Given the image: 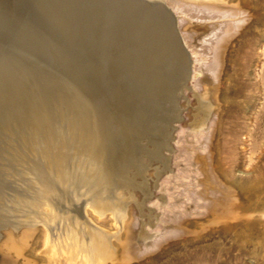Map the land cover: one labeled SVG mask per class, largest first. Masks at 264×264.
<instances>
[{
  "label": "bare ground",
  "instance_id": "bare-ground-1",
  "mask_svg": "<svg viewBox=\"0 0 264 264\" xmlns=\"http://www.w3.org/2000/svg\"><path fill=\"white\" fill-rule=\"evenodd\" d=\"M12 2L13 0H0V31L5 25V14ZM50 5L51 7H49ZM42 7L40 5V10L37 9V11L39 10L36 15L38 18H33L36 17L33 15L29 20L28 26H31L32 29L26 30L27 32L21 37L22 42H19L17 45L16 50L20 55L25 54L24 56L31 58V60L35 59V63L40 60L39 62L44 63L42 66L49 71L56 69V60L47 57L45 63L43 55L39 53L37 48H35L36 45H32V43L35 44L33 40L40 37L44 39L43 43L46 42L49 45L50 43L52 45L57 44L60 47L58 49L61 51L62 45L66 48V42L63 41L64 38L62 39L61 35H58L57 32L59 30L56 32L52 25L55 24V26L62 27L70 23L71 28L69 29L67 26L66 28L64 27L65 30L68 28L75 35L77 32H81V30L83 33L86 31V41L84 43L90 49L92 47L95 49L96 47L100 52L104 50V54H108L115 48L117 52L120 51L124 59L127 57L136 58L141 64L143 62L144 64H149L155 61L158 63V59L162 60V62H172L170 65L176 66L175 72L179 76L178 80L181 81L177 86L178 89L186 85L185 83L188 80L195 81V86L198 87L197 90L193 85L190 87L187 85L188 88L193 90L197 98V113L194 115V120L190 123V128L186 129L184 134L180 136V141L183 145L178 146L179 150H176L175 136L172 135V131L168 130L166 123H164L163 127L158 128L156 126L153 130L149 125L144 127L145 132L149 133L147 135L148 142L152 143L153 146L151 150H144L141 148L143 146H139L141 132L137 126L125 124L124 127L122 126L124 129H121L119 126L107 125V131H102L103 127H98L96 123L97 119L95 120L92 114L88 113L87 115V112L94 111L93 108H95H92L91 103L89 104L86 99L92 95L90 99L96 103L97 97L93 89L95 83L105 82L114 90L115 86L117 87L116 83L109 79L106 76L107 74L105 75L106 77L97 76L98 71H92L90 64V67L87 64H74L73 67H68L63 79L70 80L74 84L72 87L75 91L73 88L72 91H74L75 95L73 94L74 97L72 98H79L78 103L73 102V110L78 113L73 120L76 119L80 127L79 131H77V136L75 135L78 139L77 143L80 142L79 148L76 151L73 149L75 152L68 154L69 152H67L65 143L61 139L59 141L60 145L56 144L54 152L50 153L54 136L49 135L47 138H45V135L42 138L34 137L35 140L31 144L32 149L29 148L35 153L36 157L40 156V158L47 151L46 156H43L45 159L43 163L40 162L39 158H36L41 163L40 166L35 165L37 163L28 164V167L19 166V170H17L18 168L16 169L15 167L18 160L15 157L14 161L16 160V164L13 162L15 166L12 167L10 165L8 169L15 168L16 171L11 173L6 169V171L0 172V264H129L132 261L139 260V258L148 257L150 259L152 254L169 239L181 237L183 234L190 232L187 226L182 223L184 218L191 215L206 214L207 212L210 213L208 224L201 223V226L206 225L205 227H207V225H212V227H221L224 230L233 232L235 237L240 238L248 236V232L252 230L253 226L251 218L255 217L257 213L261 219L259 224L262 225V229L257 230V232H261L260 234L263 236L261 237L260 234L256 233L255 239L257 243H260L264 247V204L261 206L258 204L264 194V174L247 183L241 182L237 184V187L243 191L246 197L247 203L244 204L242 201H239L238 195H235V187L233 189L232 185L228 186L221 180L218 171L221 174H225V170L222 168V162L215 160L213 148L210 147L214 130L213 125L216 122L215 116L221 105L217 91H219L220 75L224 63V50L227 44L230 45L234 37L238 33H241L244 23L248 20L245 4H241L239 1L232 2L228 0H51V4L48 7ZM174 8L176 10L180 9L184 14H189L188 12H202L207 13L209 16H220V19L217 21V24L213 25H210V22L207 21L194 24L187 22L185 19H180L183 33L177 34L175 32L178 27L177 17L180 15H175ZM18 10L20 9L18 8ZM195 18L197 20V17ZM200 33L202 36H199ZM207 35H212L213 38L209 39L206 37ZM188 37H190L191 41L187 42ZM205 37L208 39H205ZM73 42L72 44L75 45ZM52 45L49 47H52ZM86 46H84L85 50ZM187 47L195 49L190 51ZM72 48L74 49V47ZM70 49V47H67L66 50ZM11 51L13 52V50ZM66 52L65 50L63 51L64 55ZM81 52L86 51L82 50ZM193 53L199 54L195 59L199 66L196 71H194L192 66L193 60L191 55ZM205 54L210 57L208 61L206 57H203ZM74 55L76 54L74 53ZM116 55L118 54L116 53ZM19 57L18 55L10 54L5 59L11 66H14ZM111 62L107 61L105 67H111L110 69H112L114 64ZM114 62L119 63L115 58ZM85 67L87 68L86 73L81 72L80 74V69H84ZM33 71L31 70V72ZM38 71L40 72V70ZM82 74L87 76L85 79L87 87L85 86V88L92 86L91 90L88 89V94H85V101L82 99L83 96L79 97L81 90H78L80 93L77 91L79 87L76 88L75 82L80 77L79 75ZM174 75L172 71L173 79L177 76ZM15 78L17 79V77ZM5 83L7 86L8 82ZM10 83L9 85H11ZM172 83L174 84L173 81ZM17 84L19 86V83ZM89 84L92 85L90 86ZM56 89L58 88L56 87ZM157 90L156 92H158ZM115 92L117 91L115 90ZM15 96L18 97V95ZM0 97L2 98L3 96ZM27 99L29 100V98ZM80 100L84 102L82 103ZM25 109L23 114L27 117L29 116L27 109H31ZM62 109L65 110L64 108ZM40 110L44 114V108L41 107ZM58 111L60 112V110ZM34 112L37 113V111ZM73 114L72 116H74ZM171 118L173 119V117ZM143 124L145 125V123ZM45 126L47 125L45 124ZM25 127H28V124L27 126L25 124ZM103 129L105 130V128ZM28 131L27 133H29ZM202 133L204 134L203 137H201ZM200 137L201 139H199ZM37 139L38 141L43 140L48 144L38 152L35 150ZM128 139L131 140L130 143ZM158 139L160 143L157 141ZM30 140L32 141L33 139ZM143 142L141 144L146 145L147 142ZM195 142L196 144L197 142L198 144L200 143L203 151H197L194 156L192 148ZM69 143L71 144V142ZM73 145L74 143H72ZM1 147L3 148L4 146L2 145ZM6 148L9 147L6 146ZM15 148L17 147L15 146ZM174 152H176L175 155ZM2 153L4 152L2 151ZM18 153L20 154L21 152ZM24 153L26 158L27 153ZM30 157L33 156L31 155ZM144 157H147L150 162L148 163ZM20 158L22 157L18 158L19 161L23 160ZM152 162L155 164L151 165L150 163ZM23 163L21 164L23 165ZM193 165L195 166L193 167ZM195 167L196 172L194 173L193 169ZM198 174L200 177L202 176L201 179L196 176ZM15 176L24 181V186L20 185V189L10 190L8 188L10 187L9 184L14 182L10 179L14 180ZM192 178L196 179L197 183H194L195 186L200 187L196 189L199 190L198 193L189 187V180ZM16 183L15 186H17ZM14 187L12 186L11 189ZM7 189L11 193L7 192ZM149 194L151 195L149 196ZM198 224L196 223L194 228H199L200 225ZM193 233H195V230ZM34 238L40 241L41 245L40 248L34 250L35 256H30L26 250Z\"/></svg>",
  "mask_w": 264,
  "mask_h": 264
},
{
  "label": "rangeland",
  "instance_id": "rangeland-1",
  "mask_svg": "<svg viewBox=\"0 0 264 264\" xmlns=\"http://www.w3.org/2000/svg\"><path fill=\"white\" fill-rule=\"evenodd\" d=\"M23 1H25V2L23 3ZM23 1L17 0V2H16V0L15 1L13 0V2L11 3V6H9V9L11 8L12 11L7 8L9 11L7 10V12L5 14L6 15L5 25L3 26L2 30L0 31V52H1L0 53L1 54L0 55V80L4 81V82L0 81V83H1L0 84L1 85L0 86V96H3L2 98L0 97V117H1L0 118V155L1 156L3 155L2 157L0 156V160L1 159L3 160V161L2 160L0 161V166L3 167V168L0 167V172L6 171V169H8L10 167V165L12 167H14L16 163L18 164V165L16 164V167H15L16 169L19 166L28 167L29 165L35 164V163H37L35 165L40 166L41 163H43V161L45 160L44 157L46 156L45 154H47V151H46V153H44V155H43L44 157L41 156V158H40V156L36 157L35 153L30 150V148L32 149L31 144L35 140L34 137L42 138L45 135V138H47V136H49V135L54 136V142L51 146L50 153L54 152V149L57 146L56 144H59V141L61 139H62L61 141H64V143H65L64 145L66 146V148L68 150L67 152H69L68 154L74 153L76 151V149L79 148L80 142L77 143L78 139L76 138V136L78 133L77 131H79L80 127L78 125L77 120L76 119H75L76 121L73 120L74 118H76L75 116L78 115V113L73 110V106H74L73 102L78 103L77 101H79L78 100L79 98L78 99L72 98V97H74L73 94L75 95V93H73L75 90L72 87V86H74V84H72V82L70 80L67 81V80L63 79V78H65L64 74L66 73V70L68 69V67L71 68V67H73L74 64H76V65L87 64L88 67H90L89 66V64H90L92 66V71H95V70H96V72L98 71L97 76L101 77V76H105L107 74L106 76L109 79H111L113 82H115L117 85V87L115 86V90L117 92H115V90L113 88H111L109 85H107L105 82H103V83L96 82L94 85V88H93L94 94H96V97L98 98V99L96 98V103L90 99L92 95L89 98H86L88 100V103L89 104L91 103L90 104L91 107L92 108L95 107V108H93L94 111L87 112V115H88V113L92 114L94 119L95 120L97 119L96 123H97L98 127L105 128V130L102 128V131H107V125L119 126L121 129L124 127L125 124H130L131 126L132 125L137 126L141 132L140 133L141 134V140L139 142V146L140 147L143 146L141 148L144 150H146V149L151 150L153 148V146H152V143L148 142L149 139H147V135L149 133L145 132L144 127L149 125V126H151V129L153 130L156 126L158 128H161L165 125L164 123H166L168 130L172 131L173 134L172 133L171 134L175 136L176 150H179L178 146L180 147L183 145V143L180 141V136L184 134L186 129L190 128V123L194 120V115L197 113V110H196V108L198 106L197 98H196L195 94L193 93V90L191 88H188V86L190 87L193 85L198 90V87L195 86V81H192V80L189 81L188 80L185 83L186 85L181 87V89H178L177 86L179 83H181V81L178 80L179 76L175 72L176 66L174 67L173 64L170 65L172 62H167V61L162 62V60L158 59V63H157V61H155V62H150L149 64H144V62L141 64V62H139L136 58L134 59L131 57H127L126 59H124L122 54L120 53V51L117 52V50L115 48L112 50V52L110 51L108 54H104L105 53L104 50H101V52H100V50L96 47H95V49H94V47L91 48L94 50L93 51L90 49V47L86 46L87 45L86 43H84L86 41V37H85L86 31H84V33H83V31L81 30L82 33L77 32L75 35L74 33L71 32L72 30L71 31L69 30L71 28L70 23H67L68 25L66 24V26L63 25L62 27L55 26V24L52 25L56 32L59 30L57 32L58 35H61V38L62 39L64 38L63 41L66 42L65 43L66 48H64L62 45L61 51H60V49H58L59 46H57V44L52 45L50 43V45H49V43H46V42H44L45 43L44 44L43 38L37 37L35 40H33L35 42V44L32 43V45H36L35 48H37L39 53L43 55L44 62H45V59L47 57H49V58L51 57V58L56 60V63H57L55 65L56 69L49 71L44 66H42V65H44V63L39 62L40 61L39 59H38L39 61L38 62L36 61V63H35L34 62L35 59L31 60V58L24 56L25 54L20 55L18 53V51L16 50V48H17V45L19 44V42L20 43L22 42L21 37L25 32H27L26 30L32 29L31 26H28V24L30 23L29 20L33 17V15L34 16L37 15V13L40 10L39 9L40 5H41V7L42 6L48 7V5L51 4V0H42V1L41 0H30V1L29 0H23ZM33 1L34 2L37 1V2L34 3ZM228 1H232V2H235V1L238 2L239 1V2H241V4H245V6L247 7L246 8V10H247L246 14L248 15V17H247L248 20H247V22L244 23L243 28L241 30V33H238L234 37V39L232 40V43L230 45L227 44V47L224 50V63L222 65V71H221V75H220L219 91H217L219 99L221 101L220 102L221 105L218 108L217 115L215 116L216 122L213 125L214 130L212 133V138H211L212 143L210 144V147L213 148V156H214L215 160L221 161L222 162V168L225 170V174H221L220 171H218V174H219L221 180L223 182H225L224 184H227L228 186L232 185L231 187L233 189L235 187V189H234L235 195L236 196L238 195L237 198L239 199V201H242V203L246 204L247 203L246 197L244 196L243 191H241L237 187V184L241 183V182L247 183L248 181H250L252 179H257L261 174H264V0H245V3H244V0H228ZM30 3H32V4H30ZM28 4H30L31 6ZM26 5H27V7H26ZM49 7H51V5ZM18 8L20 10H18ZM37 9H39V10L37 11ZM174 11H175L176 16L180 15L179 17H177L178 18L177 19V22H178L177 26L178 27L175 30V32H177V34L183 33V31L181 29L182 27H181L180 19L181 20L185 19L187 22H190V23L192 22L194 24L198 23V22L204 23L207 21V22H210V25L211 24L213 25L215 23L217 24V21L220 19V16H211V15L209 16L207 13H202V12L201 13H199V12H197V13L196 12L195 13L194 12H188L189 14H186V13L184 14L180 11V9L176 10L175 8H174ZM19 12H21V13H19ZM12 14H14V15H12ZM18 14H20V15H18ZM24 15H27V16H24ZM18 16H19V18H18ZM192 16H193V18H192ZM202 16H203V18H202ZM195 17H197V20ZM33 18H38V17L36 16ZM75 18H77V17H75ZM201 21H203V22H201ZM18 24H19V26H18ZM15 26H16V28H15ZM67 26L69 28V29L68 28L67 29L70 32H68L67 29L65 30V28ZM64 35H65V37H64ZM38 36H40V35H38ZM191 36L192 35H190V37ZM199 36H202V34L200 33ZM190 37H188L187 42L191 41ZM206 37H208L209 39L213 38L212 35H207ZM206 37H205V39H208ZM191 38H193V37H191ZM65 39H67V40H65ZM73 40H74V42H73ZM81 41H82V44H81ZM27 42H29V41H27ZM72 42L75 45H73ZM126 44H128V43H126ZM51 45H52V47H49ZM84 46H86L85 47L86 50L84 49ZM67 47H70L72 49V54H71V49L66 50ZM72 47H74V49ZM192 47H194V46H192ZM41 48H42V50H41ZM51 48H53V49L50 50ZM187 48L189 49L190 47H187ZM196 48L199 50L198 47H196ZM76 49H78V50H76ZM192 49H195V48H191L189 50L192 51ZM11 50H13V52ZM46 50H47V52H46ZM64 50L67 51L65 53V55L63 53ZM73 50H76V51H73ZM82 50L86 51V52H81ZM68 51H70V52H68ZM79 51H80V53H79ZM57 52L59 55L57 54ZM74 53L76 55H74ZM116 53L118 55H116ZM10 54H14L16 56L18 55V57L20 56L19 60L15 63L14 66H11L8 63V61H6V59H5ZM68 55H69V57H68ZM114 55H115L114 58L116 60H118L119 63L114 62V58H113ZM198 55L199 54H196V53H193L191 55L192 60H193L192 66H193L194 71H196L199 68L198 62L195 61V59ZM70 56H71V58H70ZM24 57H26V58H24ZM72 57L75 58L76 60L73 59ZM203 57H206L207 61L210 58L209 55L207 56V54H205ZM107 61H110V62L112 61L111 63L114 64L112 66V69H110L111 67H105V65L107 64ZM159 62L161 63L162 66L160 65ZM38 63H40L41 66ZM165 64H167V65H165ZM97 66H99L100 68ZM37 67H39V68H37ZM136 68H138V69H136ZM25 69H28V70H25ZM86 69H87L86 67L84 69H80L81 70L80 74H81V72L86 73ZM31 70H34V71L31 72ZM35 70H37V71H35ZM38 70H40V72ZM150 71H152V72H150ZM172 71H173V75L175 74L174 76L177 75L176 77H174V79L172 76ZM168 72H169V75H168ZM24 74H25V76H24ZM61 74H63V75H61ZM3 75L5 76L6 80L4 79ZM59 75L61 76V79L63 82L61 81ZM73 76H75V75H73ZM79 76H80L79 77L80 79L78 78L77 81H75L76 85H77L76 88L79 87L77 89V91L81 90L80 91L81 93L78 91L81 94L79 97L83 96L82 99L85 101V99H84L86 97L85 94L86 93L88 94V89H90V90L92 89V86H91L92 84H89L91 86L90 88H85V86H86L85 85V81H86L85 79L87 76L83 75V74L79 75ZM15 77H17V79ZM170 77H172V78L169 79ZM13 78H15V79H13ZM30 78H31V80H30ZM10 81H11V83H10ZM172 81L174 82V84L172 83ZM5 82H8L7 86H6ZM67 82H68V85H67ZM70 82H71V84H70ZM9 83L11 85H9ZM17 83H19V86ZM54 83H57V84H54ZM87 83H88V81H87ZM43 84H44V86H43ZM55 85H57V86H55ZM46 86H48V87H46ZM97 86H98V88H97ZM14 87H15V89H13ZM24 87L25 88L27 87V88L25 89ZM56 87L58 89H56ZM67 87H68V89H67ZM102 87H105V88H102ZM163 87H164V89H163ZM72 88L74 91H72ZM24 90L25 91L27 90V91L25 92ZM28 90H29L30 94H29ZM41 90H43V91H41ZM137 90H138V92H137ZM156 90L158 92H156ZM3 91H5V92H3ZM19 91H21V92H19ZM32 91H34V92L32 93ZM44 91H46V92H44ZM112 91H114V92H112ZM147 91H149V92H147ZM150 91H151L152 95H151ZM163 91H165V92H163ZM182 91H184V92L182 93ZM20 93H21V95H20ZM36 93H38V94H36ZM50 93H51V95H50ZM178 93H179V95H178ZM14 94L18 95V97L15 96ZM32 94H34V95H32ZM68 95H70V96H68ZM115 95H116V97H115ZM118 95H119V97H118ZM48 96L51 98H49ZM38 97H39V99H38ZM54 97H56V98H54ZM25 98L26 99L29 98V100L28 99L26 100ZM30 98H32V99H30ZM59 98H61V99H59ZM66 98H68V99H66ZM52 99H53V101H52ZM157 99H159V100H157ZM36 100H37V102H36ZM49 100H51V101H49ZM73 100H75V101H73ZM14 101H15V103H13ZM30 101H31V103H30ZM8 102H9V104H8ZM50 102H51V104H50ZM5 103H6V106H5ZM65 103H67V104H65ZM21 104H22V106H20ZM54 105L57 107L55 108ZM112 105H113V107H112ZM19 106L21 107V109H19L20 108ZM117 106H119V107H117ZM41 107L44 108V111H45L44 114L40 110ZM99 107H100V109H99ZM25 108L31 109V110L27 109V111L29 112V116H27V117L25 116V114H23L24 111L26 110ZM62 108H64L65 110H63ZM109 108H111V109H109ZM179 108L181 111L180 110L178 111ZM5 109H6V111H5ZM103 109H104V111H103ZM153 109H155V110L153 111ZM8 110H11V111L8 112ZM58 110H60V112ZM100 110H101V112H99ZM138 110H140V111H138ZM30 111H32L33 113ZM34 111H37L38 114ZM72 111L74 114L72 113ZM144 111H145V113H144ZM161 112L162 113L164 112V113L162 114ZM14 113H15V115H14ZM47 114H48V116H47ZM72 114L74 116H72ZM5 115H7V116H5ZM33 115H35V116H33ZM15 116H16V118H15ZM30 116H32L33 118ZM111 116H113V117H111ZM199 116H200V114H199ZM17 117H19V118H17ZM151 117H153V118H151ZM171 117H173V119ZM48 118H50V119H48ZM98 118H99V120H98ZM120 119H121V121H120ZM29 120H31V121H29ZM74 121L76 122V124ZM174 122H175V124H174ZM110 123H112V124H110ZM118 123H120V124H118ZM143 123H145V125ZM25 124H26V126L28 124V127H25ZM45 124L47 126H45ZM168 124H169V126H168ZM30 128L31 129L33 128L32 129L33 132ZM28 129H29V131H28ZM16 130H17V132H16ZM47 130H49V131H47ZM27 131L29 133H27ZM46 132H47V134H46ZM204 132H205V130H204ZM203 136H204V134L202 133L201 137H203ZM201 137L199 139H201ZM67 138H68V140H67ZM69 138L72 140H70ZM30 139H33V140L31 141ZM143 140H144V142H147L146 145L141 144L143 142ZM75 141L77 144L75 143ZM130 141L131 140H129V143H130ZM157 141L160 143L159 139ZM69 142H71V144ZM72 143H74L73 146H72ZM1 144L4 146L3 147L4 149L1 147L2 146ZM14 145L17 148H15ZM35 145H36L35 150H36V152H38V151L44 149L46 147V145H48V144H46L45 141H43V140L38 141V139H37V142ZM76 145H78V146H76ZM6 146L9 148H6ZM75 146H76V148H75ZM144 146L147 148H145ZM69 147H71V148H69ZM14 148L16 151L21 152V153L19 154L18 152H16L14 150ZM5 150H6V152H5ZM192 150H193L192 152L195 156L197 151L198 152L203 151V148L200 147V143L198 144V142H197V144H196V142H195V144H193ZM2 151L4 153H2ZM24 152L27 153L26 158H25ZM175 154H176V152H174V155ZM31 155L33 157H30ZM15 157L17 158L16 160H18L17 162H16V160L14 161ZM19 157H22L20 159H23V160L19 161V159H18ZM36 158L37 159L39 158L41 163ZM144 159L147 160L148 163L150 162L147 157H144ZM31 160H33L35 162H33ZM13 162L14 163L16 162V163L14 164ZM22 162H24L23 165L21 164ZM153 162H155V161H153ZM153 162L150 164L152 165V164L156 163V162L155 163H153ZM25 163H26V165H25ZM3 164H4V166H6L5 168H4ZM194 166L195 165H193V167ZM15 168L14 169L13 168L8 169V171H10L12 173L13 171H16ZM17 170H19V168ZM195 170H196V167L193 169L194 173L196 172ZM122 174H124V173H122ZM196 176L199 177V179L202 178V176L200 177L199 174ZM47 177L50 178L48 175H47ZM18 178L19 177L15 176L14 180L10 179L11 181H14V182H11L10 184L8 183L10 185V187H8V188H10V190L20 189V187L22 185L24 186V181H22L20 178L19 179ZM18 180H19V182H18ZM189 181H190L189 187H191V189L194 192L198 193L199 190H196V189H197V187H198V189L200 187L195 186V184L197 183L196 179L192 178ZM15 182H17L16 183L17 186H15ZM11 185L13 187L14 186L15 187L11 189V187H12ZM234 185H236V186H234ZM8 190L9 189H7L6 191L9 192ZM9 193H11V191ZM150 195L151 194H149V196ZM11 197H10V199H12ZM6 198H8V197L6 196ZM258 204H259V206L264 204V194L262 195V200L259 201ZM149 205H150V203H149ZM148 213H149V211H148ZM209 216H210L209 212H207L206 214H201V215L187 216L186 218H184L182 220V223H183V225L187 226V228L190 232L183 234L181 237H174V238L169 239L167 242H165L163 244V246H161L158 250H156L152 254L150 259L148 257H144L141 259L139 258V260L137 259L136 261H132L129 264H264V247H262L260 243H257V240L255 239L256 235L261 233V232H257V230L262 229V225L259 224L261 219L259 218L257 213L255 214V217L251 218V221L253 222L252 230L250 232H248L249 234L245 238L235 237L233 232L224 230L221 227H215V226L212 227V225H210V226L207 225V227H205L206 225L201 226L200 225L201 223L208 224V219L210 218ZM99 221L101 222V220H99ZM196 223L197 224L199 223L198 225H200L201 227L199 226V228L198 227L194 228L196 226ZM193 229L195 230V233H193L194 232ZM193 235H194V237H193ZM262 236L263 235H261V237ZM35 239L36 238L33 239V242L31 243L29 248L26 250L27 254L30 256H35L34 250L40 248V245H41V242L37 241V239L35 242ZM38 252H39V250L37 251V254H38Z\"/></svg>",
  "mask_w": 264,
  "mask_h": 264
}]
</instances>
